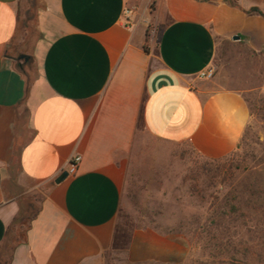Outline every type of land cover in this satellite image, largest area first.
<instances>
[{"label": "crops", "instance_id": "1", "mask_svg": "<svg viewBox=\"0 0 264 264\" xmlns=\"http://www.w3.org/2000/svg\"><path fill=\"white\" fill-rule=\"evenodd\" d=\"M30 1L0 0V264L180 263L186 239L151 226L115 244L128 153L139 124L206 159L236 150L245 91L199 75L224 42L263 52L264 16L245 10L264 0H37L29 51Z\"/></svg>", "mask_w": 264, "mask_h": 264}, {"label": "rangeland", "instance_id": "2", "mask_svg": "<svg viewBox=\"0 0 264 264\" xmlns=\"http://www.w3.org/2000/svg\"><path fill=\"white\" fill-rule=\"evenodd\" d=\"M30 4L19 30L22 49L29 51L38 35L37 0ZM148 33L155 37L153 26ZM214 66V77L244 89L250 105L238 147L213 161L188 143L156 139L139 124L115 231L151 226L181 235L189 253L177 264H264V52L224 42ZM224 204L227 215L220 212Z\"/></svg>", "mask_w": 264, "mask_h": 264}, {"label": "trees", "instance_id": "3", "mask_svg": "<svg viewBox=\"0 0 264 264\" xmlns=\"http://www.w3.org/2000/svg\"><path fill=\"white\" fill-rule=\"evenodd\" d=\"M33 4H34V2H33ZM245 12H247V13H256V14L264 16V12L259 7H256V6L255 7H251L248 10H245ZM263 52H264V50H263ZM216 160H219V159H214L213 161H216ZM221 207L222 208H221L220 212L222 214H226L227 215V213H226L227 204H224ZM238 208L239 207L237 205H232V207H231V209H234V210H238ZM32 211H34V205L32 206ZM35 216H36V213H33V215H31L29 217H26L25 215H22V216L18 217V219H16L15 223L22 225V229H21V231L19 233L20 236L17 239L18 242H25L26 241V231H27V228H28V221L27 220H31ZM24 226H26V227L23 228ZM131 233L130 234H126L125 232H123L121 230L120 231L116 230L115 231V235H114L115 244H117V245H119V246L124 248L127 245L128 241H129Z\"/></svg>", "mask_w": 264, "mask_h": 264}, {"label": "built area", "instance_id": "4", "mask_svg": "<svg viewBox=\"0 0 264 264\" xmlns=\"http://www.w3.org/2000/svg\"><path fill=\"white\" fill-rule=\"evenodd\" d=\"M130 10L129 9H126L125 13L128 15L130 14ZM216 73V69L214 66H211L209 68H207L206 70H203L201 73H200V77L201 78H206V79H209V78H212L214 77ZM82 160V156L81 155H74L71 160H70V169H69V173H75L77 171V168H78V165L79 163L81 162Z\"/></svg>", "mask_w": 264, "mask_h": 264}, {"label": "water", "instance_id": "5", "mask_svg": "<svg viewBox=\"0 0 264 264\" xmlns=\"http://www.w3.org/2000/svg\"><path fill=\"white\" fill-rule=\"evenodd\" d=\"M240 38H241L240 35H234V36H233V39H234V40H239ZM68 175H69V171H68V170L63 171V172L58 176V178L56 179V182H60V181L64 180Z\"/></svg>", "mask_w": 264, "mask_h": 264}]
</instances>
